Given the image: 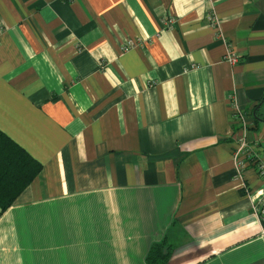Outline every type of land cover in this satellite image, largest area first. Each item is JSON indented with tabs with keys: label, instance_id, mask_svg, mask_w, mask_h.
I'll return each instance as SVG.
<instances>
[{
	"label": "crops",
	"instance_id": "0c3cea01",
	"mask_svg": "<svg viewBox=\"0 0 264 264\" xmlns=\"http://www.w3.org/2000/svg\"><path fill=\"white\" fill-rule=\"evenodd\" d=\"M232 92L264 160V0H0V133L41 165L0 264H264Z\"/></svg>",
	"mask_w": 264,
	"mask_h": 264
},
{
	"label": "trees",
	"instance_id": "16d2710c",
	"mask_svg": "<svg viewBox=\"0 0 264 264\" xmlns=\"http://www.w3.org/2000/svg\"><path fill=\"white\" fill-rule=\"evenodd\" d=\"M256 116H260L255 114ZM41 171V165L23 149L0 133V215L14 203L20 193ZM169 248L153 244L146 254V264H166Z\"/></svg>",
	"mask_w": 264,
	"mask_h": 264
},
{
	"label": "built area",
	"instance_id": "2783aa9c",
	"mask_svg": "<svg viewBox=\"0 0 264 264\" xmlns=\"http://www.w3.org/2000/svg\"><path fill=\"white\" fill-rule=\"evenodd\" d=\"M211 23L215 27H218V22L209 17ZM132 45V43H128V46ZM224 61L229 64H236L238 62V58L232 51L224 54ZM230 108V116L234 119L236 124H238L243 131V134L236 138V146L232 153L233 166L236 170V175L238 178H244L246 171L251 169L259 177L261 180H264V160L258 159L248 147V143L245 140V131L247 127V118L245 114L239 109L236 104L234 92H232L228 96V103ZM257 192V198L253 201L251 206L252 215L258 220L260 234L264 236V189H259Z\"/></svg>",
	"mask_w": 264,
	"mask_h": 264
},
{
	"label": "water",
	"instance_id": "95a60500",
	"mask_svg": "<svg viewBox=\"0 0 264 264\" xmlns=\"http://www.w3.org/2000/svg\"><path fill=\"white\" fill-rule=\"evenodd\" d=\"M262 104H264V99H262L259 104L258 107H256V109L253 112V116L255 117L256 120H259L260 122L264 123V119H259L258 117H256L254 114L256 113V111L262 106Z\"/></svg>",
	"mask_w": 264,
	"mask_h": 264
},
{
	"label": "rangeland",
	"instance_id": "374dc122",
	"mask_svg": "<svg viewBox=\"0 0 264 264\" xmlns=\"http://www.w3.org/2000/svg\"><path fill=\"white\" fill-rule=\"evenodd\" d=\"M261 113H264V105H262V107H261ZM260 113V114H261ZM260 154H262V153H260ZM259 155V154H258ZM261 156V155H260Z\"/></svg>",
	"mask_w": 264,
	"mask_h": 264
}]
</instances>
